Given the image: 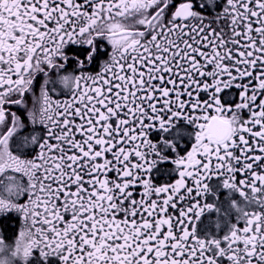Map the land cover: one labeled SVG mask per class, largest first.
Wrapping results in <instances>:
<instances>
[{
	"label": "snow or ice",
	"instance_id": "1",
	"mask_svg": "<svg viewBox=\"0 0 264 264\" xmlns=\"http://www.w3.org/2000/svg\"><path fill=\"white\" fill-rule=\"evenodd\" d=\"M0 264H264V0H0Z\"/></svg>",
	"mask_w": 264,
	"mask_h": 264
},
{
	"label": "flooded vegetation",
	"instance_id": "2",
	"mask_svg": "<svg viewBox=\"0 0 264 264\" xmlns=\"http://www.w3.org/2000/svg\"><path fill=\"white\" fill-rule=\"evenodd\" d=\"M14 225H15V221L5 220L2 223H0V229L10 234L15 231Z\"/></svg>",
	"mask_w": 264,
	"mask_h": 264
}]
</instances>
